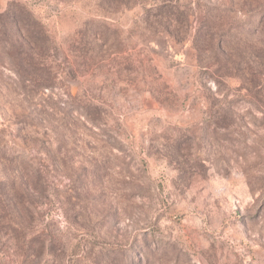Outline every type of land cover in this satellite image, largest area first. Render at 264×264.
Listing matches in <instances>:
<instances>
[{"label": "rangeland", "instance_id": "1", "mask_svg": "<svg viewBox=\"0 0 264 264\" xmlns=\"http://www.w3.org/2000/svg\"><path fill=\"white\" fill-rule=\"evenodd\" d=\"M0 264H264V0H0Z\"/></svg>", "mask_w": 264, "mask_h": 264}, {"label": "trees", "instance_id": "2", "mask_svg": "<svg viewBox=\"0 0 264 264\" xmlns=\"http://www.w3.org/2000/svg\"><path fill=\"white\" fill-rule=\"evenodd\" d=\"M22 8H23V5H21V3L12 2L9 5V8L5 12L7 19L4 20L3 22H5L7 25L24 22L27 25V33H28L27 38L31 40V43H27V57L29 58L27 65L30 66L31 68L38 67V65L43 67V65H45L46 63L44 62L43 58L39 57V55L42 56V54H40L39 52V50L40 51L42 50L41 47L39 46V43L42 42L44 37H47V35L45 34V25L41 21H39V19H37L34 16V14L30 12L29 10H27L26 13H23ZM22 14L24 15V17L20 16ZM259 15H262V14H259ZM29 44L31 45L33 44L34 46L32 47ZM22 46L23 45L20 43L18 47L20 49V54L23 53ZM218 47L221 49L223 47V44L221 43V45H218ZM255 50H256V56L258 55L263 56L262 53L261 54L258 53L259 50L262 51L259 47H256ZM45 80L49 82V80L51 79L46 78ZM252 82H254V80ZM227 103H228V100L224 102L221 101V102L216 103L217 104L215 108L216 110H214V113L211 116L222 119L221 115L223 114L225 109H227L223 105ZM217 113L220 114L219 117ZM227 120H231V118L229 117L225 118L223 121H227ZM233 120L234 119L232 117V120L230 122H232ZM220 121L221 120H217L216 122L220 123Z\"/></svg>", "mask_w": 264, "mask_h": 264}]
</instances>
